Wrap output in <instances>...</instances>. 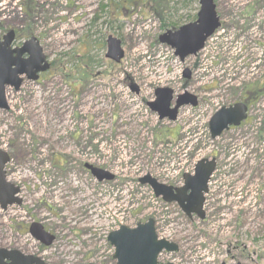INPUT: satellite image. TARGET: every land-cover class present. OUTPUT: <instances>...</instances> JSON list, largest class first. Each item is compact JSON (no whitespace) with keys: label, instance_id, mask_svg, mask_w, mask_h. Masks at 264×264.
Instances as JSON below:
<instances>
[{"label":"rangeland","instance_id":"374dc122","mask_svg":"<svg viewBox=\"0 0 264 264\" xmlns=\"http://www.w3.org/2000/svg\"><path fill=\"white\" fill-rule=\"evenodd\" d=\"M197 2L0 0V37L15 31V47L34 37L50 63L5 90L0 150L21 204L0 209V249L44 264H115L108 234L152 219L157 238L178 246L160 264H264V90L240 127L215 140L208 131L219 108L264 89V0H215L220 28L181 63L157 38L191 23ZM108 36L120 42L119 64L105 58ZM157 89L172 91L171 107L185 92L197 106L159 121L147 106ZM202 159L215 160L203 221L139 183L149 175L180 188ZM33 223L54 237L49 247L31 238Z\"/></svg>","mask_w":264,"mask_h":264},{"label":"water","instance_id":"95a60500","mask_svg":"<svg viewBox=\"0 0 264 264\" xmlns=\"http://www.w3.org/2000/svg\"><path fill=\"white\" fill-rule=\"evenodd\" d=\"M213 2L214 0H199L200 8L195 22L179 28L176 32L169 31L158 38L160 44L174 50V55L180 62L201 51L205 41L219 27ZM13 39V32L10 31L0 40V110L8 109L4 95L5 88H12L16 92L22 84V76L28 81H36L38 74L49 69V64L35 38H30L21 48L11 49ZM24 55L26 58H23ZM105 58L114 63H119L123 58L120 42L111 36L106 40ZM154 95L155 101L148 104V108L156 113L160 120L167 118L168 121L174 122L179 108L197 105L195 97L184 93L177 97L175 106L170 109L172 91L158 89ZM245 118L246 107L243 104L221 108L209 120L210 138L214 140L229 127H238ZM8 162V155L0 150V209L2 211H5L7 207L21 204L17 198L19 189L5 181L4 167ZM84 169L99 182L113 179L109 173L92 166L84 165ZM214 169L213 159L199 161L195 165L192 176L183 175V186L178 189L159 184L149 175L140 179L139 183L149 186L155 198H161L167 204H176L188 219L191 220L194 215L202 221L205 218L204 195L207 194V183ZM28 233L44 247H49L54 241V237L44 232L39 224H31ZM107 242L114 249L115 264H158V256L163 251L167 253L178 251L174 243L157 239L154 222L151 219L143 224H137L134 229L120 227L108 235ZM0 264L44 263L38 257L24 256L16 250L0 249Z\"/></svg>","mask_w":264,"mask_h":264},{"label":"flooded vegetation","instance_id":"af4514ba","mask_svg":"<svg viewBox=\"0 0 264 264\" xmlns=\"http://www.w3.org/2000/svg\"><path fill=\"white\" fill-rule=\"evenodd\" d=\"M145 1L148 4H150V3L157 4V2H162V1H166L167 2L168 0H145ZM192 1H195V0H192ZM197 1H198L197 3H198V9H199V0H197ZM214 3H215V1H214ZM150 5H152V4H150ZM151 11L154 12V13L157 12L156 9H152ZM196 17H197V14L192 18L191 23L196 21ZM168 31H175V30H168ZM15 35H16V33H15ZM196 56L197 55H195L193 57H196ZM253 89L254 90H252V89L243 90V93L241 94V96H240V98H239V100L237 102V103L244 104L246 106V108H247V117H248L249 109L251 108V106L255 105L259 101V99H260V97H261V95L263 93V90H264L263 87H259V88L254 87Z\"/></svg>","mask_w":264,"mask_h":264},{"label":"bare ground","instance_id":"6f19581e","mask_svg":"<svg viewBox=\"0 0 264 264\" xmlns=\"http://www.w3.org/2000/svg\"><path fill=\"white\" fill-rule=\"evenodd\" d=\"M84 1V0H83ZM88 2L89 0H85V2ZM82 3V2H81ZM66 30H68V27H66L63 31H66Z\"/></svg>","mask_w":264,"mask_h":264},{"label":"trees","instance_id":"16d2710c","mask_svg":"<svg viewBox=\"0 0 264 264\" xmlns=\"http://www.w3.org/2000/svg\"><path fill=\"white\" fill-rule=\"evenodd\" d=\"M132 1V0H131ZM133 5H135L136 6V4H135V1H133V3H132ZM133 6H131V8H132ZM252 90H254L253 88H252Z\"/></svg>","mask_w":264,"mask_h":264}]
</instances>
